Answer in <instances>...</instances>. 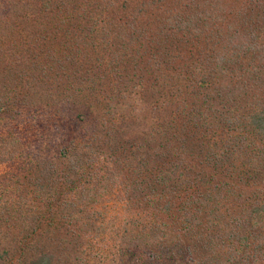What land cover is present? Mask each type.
I'll use <instances>...</instances> for the list:
<instances>
[{
	"label": "trees",
	"instance_id": "obj_1",
	"mask_svg": "<svg viewBox=\"0 0 264 264\" xmlns=\"http://www.w3.org/2000/svg\"><path fill=\"white\" fill-rule=\"evenodd\" d=\"M103 9L0 0V264H264V0Z\"/></svg>",
	"mask_w": 264,
	"mask_h": 264
},
{
	"label": "rangeland",
	"instance_id": "obj_2",
	"mask_svg": "<svg viewBox=\"0 0 264 264\" xmlns=\"http://www.w3.org/2000/svg\"><path fill=\"white\" fill-rule=\"evenodd\" d=\"M93 2V14H94V23L99 24L101 27H103L101 22H103L102 19H105V0H87ZM103 9V10H102ZM101 23V24H100ZM85 124V123H84ZM125 202L121 201L120 199L114 198L113 200L110 199L107 201H102V203H99L96 208L98 210L105 211V206H107L109 213L115 212L113 214H116L117 212H123L124 204ZM103 238H105V235H103ZM96 249L92 252L91 256V264H117V259L115 253L112 252V250L105 251V240H103L100 243H96Z\"/></svg>",
	"mask_w": 264,
	"mask_h": 264
}]
</instances>
